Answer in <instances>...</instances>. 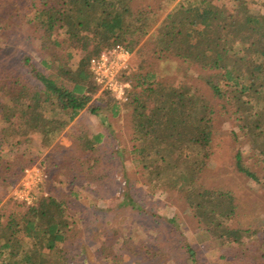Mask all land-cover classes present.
<instances>
[{"label":"trees","instance_id":"obj_1","mask_svg":"<svg viewBox=\"0 0 264 264\" xmlns=\"http://www.w3.org/2000/svg\"><path fill=\"white\" fill-rule=\"evenodd\" d=\"M232 1L242 4L246 0ZM9 3L13 0H0V14L12 9ZM32 4L31 23L48 33L44 47L50 42L59 45L60 37L52 39V35L62 31L64 43L80 42L85 54L74 66L65 67L60 57L57 65L45 60L47 67L52 68L50 76L26 59L30 72L44 84L43 88L38 84L28 86L20 72L4 75L1 85L6 94L0 96V122L4 124L0 127V143L16 132H50L55 136L87 106L96 115L118 114L119 101L114 96L108 98L113 94L101 90L95 82L90 59L117 43L132 51L155 29L156 34L149 35L146 41L151 48L141 45L139 55L145 51L160 59L177 57L200 66L208 72L203 78L214 98L213 102L208 101L197 93L198 88L177 91L169 84L152 80L155 73L150 71L138 73L137 80L144 82L135 85L130 93L137 160L148 178L168 182L184 194L210 237L239 234L227 223L237 206L235 195L224 186L211 189L208 169L220 145L215 118L223 109L235 118L238 127V132L233 131L237 169L258 178L257 172L245 163L241 150L242 145L250 144L253 160L264 171V6L259 14H253L241 5L243 12L234 15L223 12L217 0H196L173 6L160 20L162 6L142 7L135 5V0H32ZM14 16L17 15L12 13L7 23L0 21L1 33L12 30ZM67 56L71 57L72 52L68 51ZM58 70L65 71L63 77L72 87L65 86L64 80L58 82V76L53 78ZM130 72L123 79L129 80ZM98 91L102 106L91 103ZM69 136L72 144L68 152L75 154L69 155L70 163L62 164L67 165L66 170L62 166V172L68 175L71 187L63 195H39L33 204L26 205L19 214H10L5 222L0 217V264L71 263L65 246L72 237L68 210L72 196L77 195L75 188L84 187L86 178L96 176L93 170L99 161L102 135L79 128L71 130ZM10 167L0 154V179L5 177V171L15 180L18 170ZM83 170L89 172L84 175ZM254 237L264 247V233H255ZM239 245L235 248L241 249L243 256L249 255L244 251H249V243ZM188 249L195 259V249Z\"/></svg>","mask_w":264,"mask_h":264},{"label":"rangeland","instance_id":"obj_2","mask_svg":"<svg viewBox=\"0 0 264 264\" xmlns=\"http://www.w3.org/2000/svg\"><path fill=\"white\" fill-rule=\"evenodd\" d=\"M195 1L135 0V5L153 9L162 6V20L173 6ZM263 1L246 0L241 4L232 0H217V3L223 12L239 15L243 12L241 5L253 14H259L264 6ZM11 4L12 9L0 14V21L3 23L8 22L12 13L17 15L14 16L13 24H10L12 30L0 32L2 97L6 94V89H2L1 85L4 75L12 71L20 72L28 81V86L38 84L40 88L44 87L36 75L30 72L26 59H30L38 70L50 76L52 68L47 67L45 60L57 65L60 57L65 67L74 66L85 54L80 42L64 43L62 31H55L52 35V39L60 37L59 45L50 42L44 47L49 38L48 33L31 23L32 0H13ZM155 34L153 29L132 50L129 75L131 87L128 99L119 101L118 114L102 112L96 115L87 106L74 121L62 126L55 136L50 132H16L0 143V154L4 155L7 165L18 170L15 180L3 171L7 179H0V217L5 222L10 214H19L18 212L26 209L27 204L14 199L13 190L28 167L39 165L45 170L42 195H63L61 193L71 187L68 175L62 172V166L66 170L67 165L62 164L70 163V158L75 154L68 152L72 144L69 136L71 130L85 128L92 133L101 134L102 141L97 152L99 161L96 170H93L96 176L86 178L84 187L75 188L77 195L72 196L71 208L68 210L72 218V237L65 246L71 257L70 264H264V247L254 237L255 233H264V171L253 160L250 144L242 145L241 150L245 163L257 172L258 178L237 169L234 156L237 142L233 131L238 132V127L231 114L221 109L216 115L215 125L220 129V145L210 162V178L206 179L211 183V189L224 186L235 195L237 206L229 215L227 223L234 231H240L239 234L226 233L222 238L210 237L204 224L194 216L184 194L175 190L168 182L161 183L148 178L143 164L137 160L130 93L135 90V85H142L141 82H144L137 80L138 73L147 74L150 71L155 73L152 80L169 84L177 91L198 88L197 93L203 94L208 101L213 102L214 98L203 78L208 72L200 66L177 57L160 59L144 50V55H139L141 45L151 48L146 41L149 35ZM68 51L72 52L71 57L67 56ZM63 72L65 73L64 70ZM63 72L58 70L53 78L58 76V82L64 80L65 86L72 87V83L63 77ZM111 96L113 95H108V98ZM100 97L101 91H98L91 103L102 106ZM0 127H4L1 122ZM88 172L83 170L84 175ZM243 229L253 232H243ZM242 242L249 243V251L244 250L249 253L247 256L242 255L241 249L235 248ZM189 247L195 249V259L191 257Z\"/></svg>","mask_w":264,"mask_h":264},{"label":"built area","instance_id":"obj_3","mask_svg":"<svg viewBox=\"0 0 264 264\" xmlns=\"http://www.w3.org/2000/svg\"><path fill=\"white\" fill-rule=\"evenodd\" d=\"M132 67V51L122 43L104 49L90 59L93 79L101 90L109 91L118 101L128 99L130 81L123 79ZM46 180L45 170L39 165L25 169L20 183L13 190L14 199L33 204L41 195Z\"/></svg>","mask_w":264,"mask_h":264}]
</instances>
